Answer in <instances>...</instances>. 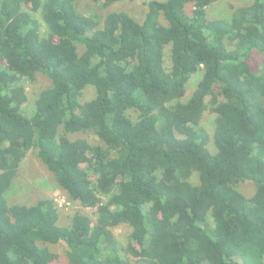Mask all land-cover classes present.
<instances>
[{"label": "trees", "instance_id": "1", "mask_svg": "<svg viewBox=\"0 0 264 264\" xmlns=\"http://www.w3.org/2000/svg\"><path fill=\"white\" fill-rule=\"evenodd\" d=\"M218 1L148 0L101 25L76 0H0V264H51L58 243L69 264H264V0L208 18ZM30 151L95 220L9 201Z\"/></svg>", "mask_w": 264, "mask_h": 264}, {"label": "rangeland", "instance_id": "2", "mask_svg": "<svg viewBox=\"0 0 264 264\" xmlns=\"http://www.w3.org/2000/svg\"><path fill=\"white\" fill-rule=\"evenodd\" d=\"M148 0H135L131 3L118 2L108 9H101L99 4L92 3L91 0H76L78 10L85 14L99 13L101 15V25L106 11L110 10H125L132 14L136 20H139L144 13L143 3ZM251 0H219L209 8H207L208 18L210 19H227L229 20L234 10L237 8L249 5ZM92 11V12H91ZM189 13V8L187 9ZM35 18L41 24V31L45 34L46 29L42 23L40 13H36ZM165 24L164 21H161ZM82 47L79 51L82 53ZM168 64V62H166ZM200 74L192 75L189 83L187 85V95L188 97L194 90ZM48 84V80L39 75L34 83L25 84L26 91L28 94L29 103L23 107L22 115L25 117H30L31 113V101L39 92V90ZM94 97V90L89 87L84 93V99H92ZM186 99V98H185ZM214 117L205 114L202 125L207 128L210 134L213 132ZM92 143H99L97 138H91ZM210 150L213 151V147L210 144ZM16 185L10 188L9 201L12 203H36L42 198L53 199L56 207L58 209V223L62 226H67L71 222V217L74 213L79 212L82 214L89 215L95 220V215L91 209L82 207L77 203L71 202L63 191H61L53 180L52 174L46 169V167L37 158L35 151H30L27 154L25 161L19 170V175L15 180ZM238 190L247 198L251 197L255 193V189L251 183H243L238 186ZM103 202L109 200L108 197H103ZM64 204V205H63ZM62 205V206H61ZM95 222V221H94ZM114 235L117 239L118 245L126 247L129 242L130 229L125 226H118L113 229ZM52 252L56 253L58 258L51 264H69L65 247L63 243H58L56 245H48ZM122 254V253H121Z\"/></svg>", "mask_w": 264, "mask_h": 264}, {"label": "built area", "instance_id": "3", "mask_svg": "<svg viewBox=\"0 0 264 264\" xmlns=\"http://www.w3.org/2000/svg\"><path fill=\"white\" fill-rule=\"evenodd\" d=\"M64 205V204H63ZM62 206V205H61Z\"/></svg>", "mask_w": 264, "mask_h": 264}]
</instances>
